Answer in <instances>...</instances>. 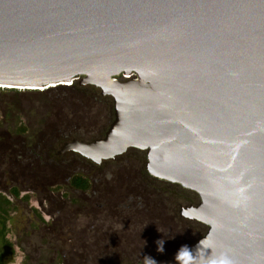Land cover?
Returning <instances> with one entry per match:
<instances>
[{"label": "water", "instance_id": "obj_1", "mask_svg": "<svg viewBox=\"0 0 264 264\" xmlns=\"http://www.w3.org/2000/svg\"><path fill=\"white\" fill-rule=\"evenodd\" d=\"M75 82L113 120L59 155L145 152L151 177L199 198L181 210L206 227L188 264H264V0H0V89Z\"/></svg>", "mask_w": 264, "mask_h": 264}, {"label": "trees", "instance_id": "obj_2", "mask_svg": "<svg viewBox=\"0 0 264 264\" xmlns=\"http://www.w3.org/2000/svg\"><path fill=\"white\" fill-rule=\"evenodd\" d=\"M100 104L104 107L107 123L96 135L85 137L84 126L92 118V110ZM112 120V100L101 96L99 90L80 86L77 82L44 91L0 90V264H10L14 255L13 245L7 239V223L14 207L18 205L21 183L23 186L25 183H34L36 188L24 186L23 191L37 190L42 195L40 205L54 208L53 213H48L54 217L52 223L44 224L37 216L38 228L29 234V238L39 239L37 249L44 247L42 250L51 253L50 259L44 264L125 263V259L115 256L111 242L95 239L90 233L85 239L72 234L69 239L62 238L66 234V227L57 225L65 217L66 211L78 209L81 191L91 189L84 174H77L75 169L63 163V159L67 156L71 163L78 161L96 169L79 155H59V150L73 140L90 142L102 138ZM144 160L143 157L142 167ZM3 177H7L9 182H3ZM63 182H68L66 185L79 199L69 200L67 204H52L55 201L63 203L58 195ZM181 222L197 231L196 239L189 242L188 246L205 233V227L200 224ZM27 245L25 242L24 247L28 248ZM176 255L173 252L154 258L173 259Z\"/></svg>", "mask_w": 264, "mask_h": 264}, {"label": "flooded vegetation", "instance_id": "obj_3", "mask_svg": "<svg viewBox=\"0 0 264 264\" xmlns=\"http://www.w3.org/2000/svg\"><path fill=\"white\" fill-rule=\"evenodd\" d=\"M131 152L136 154L134 158L136 169L134 170L129 162L118 163ZM143 157L145 159L144 168L142 167ZM84 160L95 166L96 172L93 175H83L91 189L81 191V202L78 209L66 211L65 217L61 219L63 226L66 227L63 228L66 234L62 238L69 239L72 234L74 237L85 239L89 233L93 234L95 239L111 242L115 256L126 261L129 256L125 254L123 248H118L131 246V240H134L135 236L139 237L134 240L137 241V247L141 245L146 247L144 241H150L152 246H156L157 241L164 240L170 232L173 233H170L172 239H175L176 234L181 233V220L199 224L181 216L182 208L195 207L199 204L197 194L179 185L151 177L145 169V152L129 149L112 160L102 161L99 165ZM107 164H109L108 170L103 173L105 171L103 168ZM184 195L187 196L185 202L183 201ZM50 218V223H52L54 217ZM66 220L71 221L66 222ZM136 230L138 233L133 235ZM147 235H152V238L147 239ZM175 257L156 259L151 256L150 258L158 261L174 260ZM149 263L150 261H146L144 264Z\"/></svg>", "mask_w": 264, "mask_h": 264}, {"label": "rangeland", "instance_id": "obj_4", "mask_svg": "<svg viewBox=\"0 0 264 264\" xmlns=\"http://www.w3.org/2000/svg\"><path fill=\"white\" fill-rule=\"evenodd\" d=\"M117 81L121 82L124 80L122 79V77L120 78L118 77ZM103 109H104L103 105L100 104L98 108L92 110V114H91L92 118L88 119V122L86 123V126H84L85 128L83 129L85 137H91L94 134L96 135L97 133H99L100 130L102 131V129H104V126L107 122L105 118L106 116L104 115L105 111ZM79 130H82V128ZM135 155L136 154H133V152L128 153L124 158H122V160L120 159L121 161L119 160L118 163L129 162L131 163L130 166H132L134 170L136 169L135 168L136 165L134 164ZM70 161H71L70 157L67 156L63 159V163L75 169L78 172L77 174L93 175L96 172L95 168L87 164L78 161L71 163ZM108 167L109 164H107L103 168L105 169L103 173L107 172ZM111 167L114 168L113 166ZM1 179L5 183L9 182L7 177H3ZM67 183L66 182L62 183V186L60 187L58 193L59 200L62 201L63 203H59L58 201L56 202L54 200L55 202H53L52 204H67L66 202H68L69 200L78 201L79 199L78 195L75 192L73 193L71 191L68 185H66ZM24 186L25 187L33 186L35 188L37 187L34 183H32V185L25 183ZM24 186L21 183L20 188H22V190L20 191L19 201L16 203L18 205L14 207V211L11 212L10 215L11 218L7 223V239L13 245V252H14L10 264H44V261L50 259L51 253H49L46 250H42V248L44 247L37 249L39 239L34 238L33 240L32 238H29V234L31 233V231L35 230V228H38L37 216L41 218L44 224H49L51 222V218L48 215V213H53L54 208L47 205L46 206L40 205L42 203H40L39 200L42 199L41 198L42 195L41 194L39 195V192L37 190L24 192L23 191V188H25ZM186 198L187 196L184 195L183 196L184 202ZM69 221L71 220H66V222ZM58 224L63 226L62 221L61 222L58 221ZM127 233H129V231H127ZM137 233L138 230H136L133 235H136ZM170 233L166 235V238L164 240L161 239L163 241V249H164L163 252H159L157 250L158 245L152 246L150 241H144L146 247H143L142 245L140 247H137L136 246L137 241L134 240L139 239L138 236H135L134 240H131L132 241L131 246L129 245L127 247L120 246L118 249L123 248L125 254L129 256V258H127V260L125 261V264H144L146 261H148L147 258H150L151 256L157 257V256L168 255V253L172 254L173 252L178 253V251L182 247L185 246L187 247L189 242H192L197 237L196 229L194 227L188 226L185 223L184 224L182 223V231L180 234H176V236H174L175 239L171 238ZM147 236H148L147 239L152 238V235H147ZM67 241L70 242L69 240ZM74 241L78 245L77 241L76 240ZM25 242H27L28 248L24 247ZM121 243L123 244V241ZM65 246H67L68 248V244H66Z\"/></svg>", "mask_w": 264, "mask_h": 264}, {"label": "clouds", "instance_id": "obj_5", "mask_svg": "<svg viewBox=\"0 0 264 264\" xmlns=\"http://www.w3.org/2000/svg\"><path fill=\"white\" fill-rule=\"evenodd\" d=\"M201 243V242H200ZM158 244V248L157 250L159 252H163V241H157ZM202 245V244H201ZM202 247H210L208 245H202ZM189 256H190V252L187 249V247H182L175 259L179 262V264H188L189 262ZM151 264H155V262L149 258H147ZM199 264H232V262L228 259V257L225 254H220L218 257H205V258H201L199 261Z\"/></svg>", "mask_w": 264, "mask_h": 264}, {"label": "built area", "instance_id": "obj_6", "mask_svg": "<svg viewBox=\"0 0 264 264\" xmlns=\"http://www.w3.org/2000/svg\"><path fill=\"white\" fill-rule=\"evenodd\" d=\"M133 77H130V76H122V79L123 80H126V79H132ZM118 77L114 78L115 81H117Z\"/></svg>", "mask_w": 264, "mask_h": 264}]
</instances>
